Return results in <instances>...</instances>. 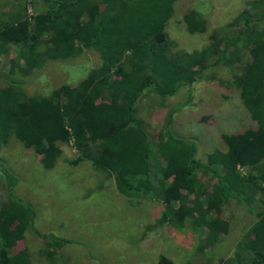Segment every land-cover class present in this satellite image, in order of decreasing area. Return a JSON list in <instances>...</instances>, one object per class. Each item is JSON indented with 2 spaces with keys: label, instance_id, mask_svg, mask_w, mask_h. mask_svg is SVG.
I'll return each instance as SVG.
<instances>
[{
  "label": "trees",
  "instance_id": "16d2710c",
  "mask_svg": "<svg viewBox=\"0 0 264 264\" xmlns=\"http://www.w3.org/2000/svg\"><path fill=\"white\" fill-rule=\"evenodd\" d=\"M38 1L42 11L32 18L0 21V57L7 56L5 63L0 60V143L14 138L49 169L62 154L60 146L72 141L80 155L73 164L90 162L125 196L160 197L174 226L203 227L202 249L227 232L224 210L235 202L256 220L229 261L264 264V0L247 2L232 32L216 30L206 49L191 53L173 52L165 31L176 0ZM181 21L188 33L206 31L196 11ZM242 40L250 48L239 63ZM9 45L17 49L15 56L6 50ZM84 50L96 53L100 64L80 83L61 85L48 96L18 86L17 73L26 78ZM236 63L241 103L255 127L222 134L221 148L205 163L196 157L194 142L170 133L173 111L154 137L147 131L137 114L144 89L168 98L202 72ZM0 173L7 192L0 201V264H34L35 254L37 264H69L61 250L72 241L38 232L33 208L13 192L16 178L1 164ZM205 176L211 177L202 182ZM28 235L42 244L36 253L26 245ZM157 264L173 262L160 256Z\"/></svg>",
  "mask_w": 264,
  "mask_h": 264
},
{
  "label": "rangeland",
  "instance_id": "374dc122",
  "mask_svg": "<svg viewBox=\"0 0 264 264\" xmlns=\"http://www.w3.org/2000/svg\"><path fill=\"white\" fill-rule=\"evenodd\" d=\"M249 1L252 0H176L173 16L165 27L174 43L172 51L206 49L216 30L230 33L236 28L232 23ZM41 11L38 0H0V21L13 20L17 15L32 18ZM188 11L201 15L206 24L204 33L187 32L181 19ZM242 42L237 45L241 47L239 63L248 59L250 48ZM6 50L11 56L17 54L12 45ZM233 52L235 49H228V58ZM0 60L5 63L7 56L2 55ZM99 64L96 53L84 50L74 59L51 61L26 78L21 73L16 77L18 86L29 94L48 96L61 85L80 83ZM237 64L208 69L192 85L179 87L168 98L161 99L144 89L137 100V114L147 131L154 137L173 111L170 133L177 139L194 142L196 157L205 163L211 152L221 148L222 134L255 127L241 103ZM70 142L60 146L62 154L49 169L14 138L0 143V164L16 178L14 194L33 208L35 229L72 241L61 250L69 264H157L160 256L173 264H234L229 260L244 232L256 220L254 213L231 202L224 210L227 232L202 249L206 235L203 227L174 226L172 211L160 197L152 193L125 196L117 191L110 176L95 172L90 162L73 164L80 155ZM239 171L245 174V170ZM210 177H202V182ZM4 185L0 173V201L7 196ZM171 207L175 209L177 205ZM26 238L33 252L42 248L34 236ZM33 262L38 263L36 254Z\"/></svg>",
  "mask_w": 264,
  "mask_h": 264
}]
</instances>
